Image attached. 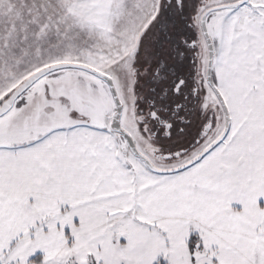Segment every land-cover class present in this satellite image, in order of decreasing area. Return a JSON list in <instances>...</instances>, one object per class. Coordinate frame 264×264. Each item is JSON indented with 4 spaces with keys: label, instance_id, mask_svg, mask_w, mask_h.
Segmentation results:
<instances>
[{
    "label": "snow or ice",
    "instance_id": "1",
    "mask_svg": "<svg viewBox=\"0 0 264 264\" xmlns=\"http://www.w3.org/2000/svg\"><path fill=\"white\" fill-rule=\"evenodd\" d=\"M0 264H264V0H0Z\"/></svg>",
    "mask_w": 264,
    "mask_h": 264
}]
</instances>
